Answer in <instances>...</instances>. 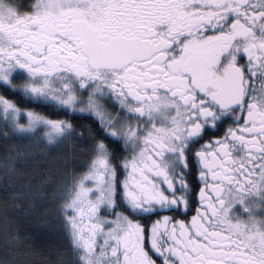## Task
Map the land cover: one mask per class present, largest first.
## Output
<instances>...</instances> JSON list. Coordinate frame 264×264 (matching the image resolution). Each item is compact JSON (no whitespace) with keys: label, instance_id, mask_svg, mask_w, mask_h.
I'll use <instances>...</instances> for the list:
<instances>
[{"label":"snow or ice","instance_id":"obj_1","mask_svg":"<svg viewBox=\"0 0 264 264\" xmlns=\"http://www.w3.org/2000/svg\"><path fill=\"white\" fill-rule=\"evenodd\" d=\"M0 140V264H264V0H0Z\"/></svg>","mask_w":264,"mask_h":264},{"label":"trees","instance_id":"obj_2","mask_svg":"<svg viewBox=\"0 0 264 264\" xmlns=\"http://www.w3.org/2000/svg\"><path fill=\"white\" fill-rule=\"evenodd\" d=\"M22 4H27L29 0H20ZM3 149V142L0 140V151ZM53 163H55V158L50 157L49 158ZM21 228H27L29 226V222L27 220L23 221L21 223ZM60 241L57 237L52 236L49 238L48 241V247L42 248L38 254H36L33 259L35 260L36 264H46V262L50 259H54V255H51V253H54L56 248L60 246ZM42 251V252H41Z\"/></svg>","mask_w":264,"mask_h":264},{"label":"bare ground","instance_id":"obj_3","mask_svg":"<svg viewBox=\"0 0 264 264\" xmlns=\"http://www.w3.org/2000/svg\"><path fill=\"white\" fill-rule=\"evenodd\" d=\"M42 252V251H41Z\"/></svg>","mask_w":264,"mask_h":264}]
</instances>
